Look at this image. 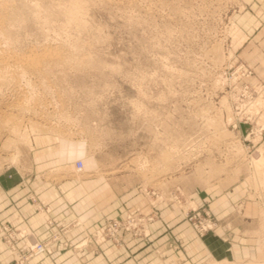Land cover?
Listing matches in <instances>:
<instances>
[{
    "label": "rangeland",
    "instance_id": "374dc122",
    "mask_svg": "<svg viewBox=\"0 0 264 264\" xmlns=\"http://www.w3.org/2000/svg\"><path fill=\"white\" fill-rule=\"evenodd\" d=\"M60 137L136 191L87 236L98 253L134 241V264H264L204 243L223 223L214 188L243 187L233 215L264 231V0H0V171Z\"/></svg>",
    "mask_w": 264,
    "mask_h": 264
},
{
    "label": "crops",
    "instance_id": "0c3cea01",
    "mask_svg": "<svg viewBox=\"0 0 264 264\" xmlns=\"http://www.w3.org/2000/svg\"><path fill=\"white\" fill-rule=\"evenodd\" d=\"M45 140L42 145L33 144L27 164L0 171V222L11 223L21 234L16 240L19 252L12 251L0 234V264L17 261L20 252L28 249L27 243L34 240L49 242L53 251L33 256L26 264H134L147 248L144 242L130 241L125 250L102 244L98 253L86 238L107 219L123 217L136 203V191L122 189L120 181L112 178L93 172L78 175L70 166L56 164L51 158L55 147ZM243 190L237 186L233 192L219 188L204 192L206 200L212 199L210 205L218 219L223 220L204 243L208 250L228 258H264V231L242 230L233 215L234 205L244 197ZM40 202L50 207V212L39 209ZM186 226L183 222L177 229L189 235ZM195 240L191 235L187 248L198 245Z\"/></svg>",
    "mask_w": 264,
    "mask_h": 264
},
{
    "label": "clouds",
    "instance_id": "9594fccd",
    "mask_svg": "<svg viewBox=\"0 0 264 264\" xmlns=\"http://www.w3.org/2000/svg\"><path fill=\"white\" fill-rule=\"evenodd\" d=\"M56 144V150L51 157L56 164L75 166L80 173L98 170L99 162L95 154L90 152L89 141L86 138L60 137Z\"/></svg>",
    "mask_w": 264,
    "mask_h": 264
},
{
    "label": "built area",
    "instance_id": "2783aa9c",
    "mask_svg": "<svg viewBox=\"0 0 264 264\" xmlns=\"http://www.w3.org/2000/svg\"><path fill=\"white\" fill-rule=\"evenodd\" d=\"M35 201V199H33ZM38 208L44 210L46 212H50V207L44 206V202H40L38 204ZM121 222L119 220H115L110 223L109 229L112 230L113 233H116L119 230ZM0 231L3 233L4 239H6V243L12 248L17 249L16 245V234L12 231V228L9 224H2L0 225ZM28 245V252L25 256L21 259L20 263L24 260L28 259L30 256L38 255L43 252L48 251L51 247L49 246L48 242H44L41 240H35L32 244L27 243ZM19 263V264H20Z\"/></svg>",
    "mask_w": 264,
    "mask_h": 264
},
{
    "label": "bare ground",
    "instance_id": "6f19581e",
    "mask_svg": "<svg viewBox=\"0 0 264 264\" xmlns=\"http://www.w3.org/2000/svg\"><path fill=\"white\" fill-rule=\"evenodd\" d=\"M35 241V240H34Z\"/></svg>",
    "mask_w": 264,
    "mask_h": 264
}]
</instances>
